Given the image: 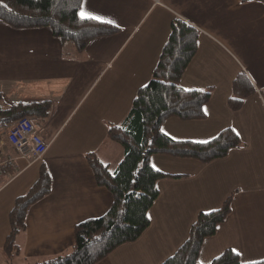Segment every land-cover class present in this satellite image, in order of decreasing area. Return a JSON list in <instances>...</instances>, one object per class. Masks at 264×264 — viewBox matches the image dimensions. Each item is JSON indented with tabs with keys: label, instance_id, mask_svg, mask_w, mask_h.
<instances>
[{
	"label": "crops",
	"instance_id": "obj_1",
	"mask_svg": "<svg viewBox=\"0 0 264 264\" xmlns=\"http://www.w3.org/2000/svg\"><path fill=\"white\" fill-rule=\"evenodd\" d=\"M81 9L112 21L109 24L119 30L94 38L78 55H66L69 48L47 26L13 28L0 20L4 102H51L48 117L35 118L47 145L42 158L29 165L18 159L12 172L0 176V263L9 264L2 244L10 207L37 179L41 164L49 171L51 190L28 207L25 228L16 237L20 253L10 264L68 251L75 224L109 209L111 192L96 183L86 154L93 152L110 171L117 167L124 150L108 135V127L123 122L137 89L151 78L174 17L199 30L197 51L181 76L184 88L196 83L189 78L203 79L202 75L221 79L223 94L229 97L237 72L243 70L252 80L256 91L227 123L221 120L212 130L230 126L243 143L225 157L187 163H196L195 170L183 165L169 171L153 163L157 169L182 176L157 181L159 196L149 210V227L97 264H127L124 254L146 253L149 242L169 243V256L186 239L197 214L219 207L229 195L231 211L216 233L204 240L200 263L210 264L229 248L244 262L264 258V4L257 0H82L79 13ZM209 83L222 87L215 80ZM183 138L205 140L177 137ZM179 188H189V195L173 196ZM176 208L178 220L170 230L169 219Z\"/></svg>",
	"mask_w": 264,
	"mask_h": 264
},
{
	"label": "trees",
	"instance_id": "obj_2",
	"mask_svg": "<svg viewBox=\"0 0 264 264\" xmlns=\"http://www.w3.org/2000/svg\"><path fill=\"white\" fill-rule=\"evenodd\" d=\"M245 1V0H242ZM264 4V0H257ZM82 0H0V20L13 28L47 26L67 48L66 55L84 52L96 37L112 34L118 27L98 20L81 19ZM199 30L180 17L172 18L168 37L153 68L151 78L140 86L123 122L111 124L108 135L123 147V157L110 171L93 152L86 154L96 183L112 195L109 209L98 217L86 218L73 229V244L63 253L35 259L27 264H97L118 246L135 241L150 224L149 210L159 196L157 181L179 177L150 163L154 154L196 159L208 163L225 157L242 141L230 126L213 137L200 141L173 138L161 129L170 116L197 119L206 116L204 104L211 96L212 86L204 89L184 88L179 80L197 51ZM256 91L243 71L235 74L228 97L229 108L236 111L244 100ZM264 96V91H261ZM51 112V102L28 101L6 104L0 94V126L12 125L22 117L45 119ZM51 177L41 164L37 179L26 193L16 197L8 212V233L2 252L8 263L20 253L17 235L25 228L28 207L49 193ZM232 196L212 210L200 211L189 228L186 239L160 264H201L199 254L204 240L213 236L231 211ZM210 264H264L260 260L244 262L237 252L225 249Z\"/></svg>",
	"mask_w": 264,
	"mask_h": 264
},
{
	"label": "rangeland",
	"instance_id": "obj_3",
	"mask_svg": "<svg viewBox=\"0 0 264 264\" xmlns=\"http://www.w3.org/2000/svg\"><path fill=\"white\" fill-rule=\"evenodd\" d=\"M199 76L203 79H199L196 76L192 79L191 78L188 79L189 81L196 82V83L192 84L193 85V86H191L192 88H196V89L207 88L210 85L215 84V83H209V82H212V80H215L218 82V85H216V86L222 85L221 79H207V77H203L202 75H199ZM189 77H191V75ZM186 80H187V78H186ZM181 81H182V79L179 80V82L182 84ZM192 88H190V89H192ZM224 88H225L224 85H222L221 88H217L215 86L212 87L211 96H210L209 100L204 104V107H203L205 114H206L205 117L197 118V119H182V118H179L177 116H170V117H167L163 120V122L161 124V129L173 138L193 137V138H199V139L207 140L210 136L211 137H212V135L214 136V134H217V132H219L220 129H218L215 133H213L214 132V131H212L213 126L215 124L221 122V120H225V122L227 123L228 119H231V115L233 112V110L231 108H229L228 95L223 94V91H225ZM200 141H204V140H200ZM155 155H157V154L151 155V157L149 159L150 163L151 164H153V163L159 164L160 166H163V168H166V170H169V171L176 169L177 167L183 166V165L188 167V169H192V170H195L196 168H198L196 163L195 164H187V163H190V161L199 162L196 159L188 160V159H191V158H188L186 160V158H181V159H185V160H179V158L176 157V158H166L165 160H162L160 157V154H158V156H155ZM199 164H203V163L199 162ZM202 171H203L202 172L203 174L201 175V178L205 179L206 178L205 166H203ZM182 192H185L189 195V188H187V190L179 188L178 190L173 192V196L175 194L179 195ZM200 198H203L205 200L207 198V196L200 194ZM13 205L10 208H12ZM177 220H178V215H177V208H176L175 213L172 214L171 218L169 219L168 225H169L170 230L174 229ZM169 246H170V244L165 243V242H162V245H158V244H155L153 242H149L148 243V247H149L148 252L141 253V252L137 251L132 256L128 255V254H124V260L127 264H140L141 262H146L143 264H158L161 262V260L163 261L166 257H168L167 252H169V249L167 250V248ZM0 258H2V257L0 256Z\"/></svg>",
	"mask_w": 264,
	"mask_h": 264
},
{
	"label": "built area",
	"instance_id": "obj_4",
	"mask_svg": "<svg viewBox=\"0 0 264 264\" xmlns=\"http://www.w3.org/2000/svg\"><path fill=\"white\" fill-rule=\"evenodd\" d=\"M38 127L34 117H22L1 129L0 176L12 172L18 159H23L29 165L42 158L47 145L40 137Z\"/></svg>",
	"mask_w": 264,
	"mask_h": 264
},
{
	"label": "snow or ice",
	"instance_id": "obj_5",
	"mask_svg": "<svg viewBox=\"0 0 264 264\" xmlns=\"http://www.w3.org/2000/svg\"><path fill=\"white\" fill-rule=\"evenodd\" d=\"M79 15H80L81 19H92V20H98V21L103 22V23H112V21H105L103 17L95 16V15L91 14L90 12L84 11L83 9H81Z\"/></svg>",
	"mask_w": 264,
	"mask_h": 264
}]
</instances>
